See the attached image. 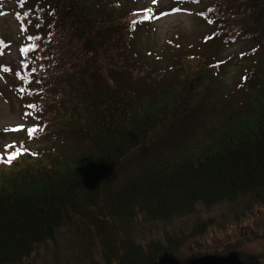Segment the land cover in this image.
<instances>
[{
	"label": "trees",
	"instance_id": "16d2710c",
	"mask_svg": "<svg viewBox=\"0 0 264 264\" xmlns=\"http://www.w3.org/2000/svg\"><path fill=\"white\" fill-rule=\"evenodd\" d=\"M206 1L199 12L206 30L187 47L165 41L168 54L150 60L138 47L139 30L164 12L157 3L130 10L122 0H17L13 16L24 40L12 73L15 91L29 99L26 131L67 148L32 153L22 140L20 155L0 160V264H29L63 227L91 238L88 248L101 240L103 264L264 257L235 246L194 255L182 248L264 205V0ZM238 39L254 43L238 53L247 66L233 93L218 92L214 104L219 49ZM196 128L202 139L185 145ZM217 205H225L219 216ZM190 216L189 233L165 229L144 242L129 234L137 217L170 224Z\"/></svg>",
	"mask_w": 264,
	"mask_h": 264
},
{
	"label": "rangeland",
	"instance_id": "374dc122",
	"mask_svg": "<svg viewBox=\"0 0 264 264\" xmlns=\"http://www.w3.org/2000/svg\"><path fill=\"white\" fill-rule=\"evenodd\" d=\"M122 2L127 4L130 10L158 6L164 11L163 13H169L147 21L140 27L138 47L142 53L150 56V60L152 57L156 58L158 55L167 53L162 50L165 41L180 42L185 45L184 47H187L198 31L206 30L205 22L199 17V12L206 6V0H177L174 3H171L170 0H155L157 3L155 6L153 5L154 0H122ZM177 7L182 11L172 13L171 10ZM1 9L0 38L6 40L8 46L0 48V53L2 52L0 65L8 68L0 67V156L3 157V160H8L11 154L18 153L20 149L17 145L20 143L22 145V140L25 141L24 145L31 148L32 153H45L48 152V148H58V151L63 152L67 147H59L57 140L45 139L41 135L31 138L26 131V128H29L28 126L33 122L30 116L23 113L29 99L21 92L15 91V76L12 73L18 66V48L24 40L13 16L17 9V0H4ZM215 45L219 46L217 41ZM253 45L254 43L250 39H238L220 47L219 57L224 59V63L217 65V69L210 79V87L215 92L210 99L214 104L218 92L233 93L237 87L236 81L239 80V76L241 78L244 72L242 66L245 65L243 64L244 57H239L238 53L248 51L254 47ZM245 54L247 55V52ZM209 111L213 113L212 109ZM201 139V131L196 128L190 134L189 139L183 142L185 145L194 146ZM21 148L23 149V147ZM68 150L73 152L71 148ZM22 162L23 160L16 166L20 167ZM2 173L3 171H0V175ZM224 207L225 205H217L213 208L212 213L219 216ZM251 210L252 212H248L250 210L243 211V216L238 218L231 216L226 220L227 223L223 222L219 227H209L202 235L188 238L182 248L185 249L187 255L213 253L223 250L224 247L226 252H230V247L234 246L247 253L264 254V205H255ZM199 214L201 215V212ZM193 219V216L177 218L172 223L165 224L164 222L149 223L137 217L129 234L132 235L134 232L137 239L144 242L147 239L159 237L165 229L189 233ZM121 221L122 223L124 221L125 227L130 226L126 214ZM121 221L117 222V231L115 230L117 233L121 231ZM121 233V237L126 238L123 228ZM89 239L91 238H87L81 233L76 235L74 229L63 227L56 235V240L42 245L29 258L28 262L29 264H89L91 260L89 256L92 255L94 260L103 264L104 259L100 254L101 240H97L94 246L88 248L84 242ZM253 264H264V257L260 255L258 261Z\"/></svg>",
	"mask_w": 264,
	"mask_h": 264
},
{
	"label": "snow or ice",
	"instance_id": "6c2138e0",
	"mask_svg": "<svg viewBox=\"0 0 264 264\" xmlns=\"http://www.w3.org/2000/svg\"><path fill=\"white\" fill-rule=\"evenodd\" d=\"M154 3H155V0H154ZM181 11H182V9L179 8V7H177V8H173V9L171 10L172 13H178V12H181ZM168 14H169V13H161L160 15H161V16H164V15H168ZM30 38H31V37H30ZM30 131H36V129H32V130H30ZM6 147H8V146H6ZM20 151L22 152L23 149H21ZM17 154H19V152H18V153H13V154H11V155L8 157L7 162H8V163H11L12 159H14L15 156H16ZM0 160H3V157H2V156H0Z\"/></svg>",
	"mask_w": 264,
	"mask_h": 264
}]
</instances>
